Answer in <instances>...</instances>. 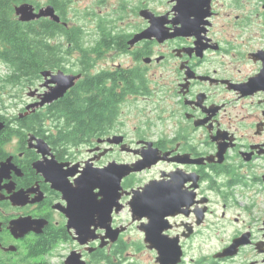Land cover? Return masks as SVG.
I'll use <instances>...</instances> for the list:
<instances>
[{
  "label": "flooded vegetation",
  "instance_id": "obj_1",
  "mask_svg": "<svg viewBox=\"0 0 264 264\" xmlns=\"http://www.w3.org/2000/svg\"><path fill=\"white\" fill-rule=\"evenodd\" d=\"M75 3L52 5L79 29L51 71L73 85L30 106L56 85L41 77L17 114L0 104V264H134L133 233L155 264L150 235L176 241L178 264L198 238L219 240L199 263L264 264V0H80L73 23ZM67 98L79 127H23Z\"/></svg>",
  "mask_w": 264,
  "mask_h": 264
},
{
  "label": "trees",
  "instance_id": "obj_2",
  "mask_svg": "<svg viewBox=\"0 0 264 264\" xmlns=\"http://www.w3.org/2000/svg\"><path fill=\"white\" fill-rule=\"evenodd\" d=\"M31 0H0V62L7 68V74L0 77V104H5L3 95L18 96L25 88L33 85L46 70L64 69L65 55L75 53L77 44L68 45L65 39L76 41L80 37L78 27L66 28L62 23L48 19L22 22L15 14V7ZM63 17L62 0H48ZM38 4V2H36ZM108 37V35H106ZM17 87V91L5 92L7 87ZM28 115L23 118L25 127L33 130V125L44 121L47 113L56 118L66 116L75 121L80 119V109L76 101L67 98L55 108ZM4 118L0 114V119ZM61 133V132H60ZM76 133V131L74 132Z\"/></svg>",
  "mask_w": 264,
  "mask_h": 264
},
{
  "label": "water",
  "instance_id": "obj_3",
  "mask_svg": "<svg viewBox=\"0 0 264 264\" xmlns=\"http://www.w3.org/2000/svg\"><path fill=\"white\" fill-rule=\"evenodd\" d=\"M15 14L18 16V19L22 22H29L31 20L38 19L40 17H50L55 22L60 21V17L56 14L54 7L50 4L41 7L38 11H35V8L32 3L24 2L15 7ZM149 32L151 31H146L145 33H149ZM184 33L185 32H181V34ZM41 75L45 79L51 75L52 81H55L56 85L51 90H48L45 93H43L40 101L31 104L30 106H43L46 103H49L63 96L66 90L73 85L75 80V76L65 74L61 70H59L57 73H52L50 70H46L43 71ZM1 127H2V123H0V129ZM142 168L143 166L134 165L133 168H129L127 171L122 172V174H120L119 177L124 175V173L126 172L139 171ZM2 170L3 169H1V171ZM143 199H144V194L142 193V191H134L133 207H134V212L136 213V217H134V220H140L142 217L143 202L141 201H143ZM151 223L155 224L156 222L152 220ZM147 240L151 242L150 248L156 249L157 251L156 261L159 264H178L180 262L181 252L179 250L178 245H176V241L174 239L150 235L145 239V241ZM235 253H236L235 250L229 247L228 249L224 250L218 255L220 257L233 256Z\"/></svg>",
  "mask_w": 264,
  "mask_h": 264
},
{
  "label": "rangeland",
  "instance_id": "obj_4",
  "mask_svg": "<svg viewBox=\"0 0 264 264\" xmlns=\"http://www.w3.org/2000/svg\"><path fill=\"white\" fill-rule=\"evenodd\" d=\"M35 2H39V4H43L46 0H31ZM80 0H75V2L78 4ZM75 3L76 9H74V14H70V17L73 18V21L71 22H78V13H79V7H77V4ZM7 74V68L6 66L0 62V77L4 76ZM35 84V83H34ZM33 84V85H34ZM36 83L35 85H37ZM33 85L29 87H25L18 96H11V95H3L5 105L8 106L5 110L6 113L10 114H17L18 113V108L21 104H24L25 102L28 101V95L27 93L30 90H33ZM17 87H7L5 92L9 91H17ZM132 241H133V246L131 250V257L133 259L134 264H155V253H151L150 251L144 249L141 247V238L137 233H133L132 236ZM219 242L217 239H200L198 238L196 240V245L195 248L191 251H188L187 254V259H189V263H194V260H196V264H207L206 262H201L202 258H208L210 256V253L214 251L213 249L215 248V244ZM252 257V256H250ZM255 259V257H252ZM258 258V257H256ZM223 264H248V260L244 258V256L237 257L234 261L232 262H227Z\"/></svg>",
  "mask_w": 264,
  "mask_h": 264
},
{
  "label": "bare ground",
  "instance_id": "obj_5",
  "mask_svg": "<svg viewBox=\"0 0 264 264\" xmlns=\"http://www.w3.org/2000/svg\"><path fill=\"white\" fill-rule=\"evenodd\" d=\"M147 89V88H146Z\"/></svg>",
  "mask_w": 264,
  "mask_h": 264
}]
</instances>
